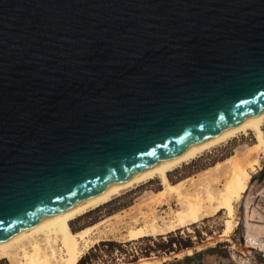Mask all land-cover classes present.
Masks as SVG:
<instances>
[{"label":"water","instance_id":"1","mask_svg":"<svg viewBox=\"0 0 264 264\" xmlns=\"http://www.w3.org/2000/svg\"><path fill=\"white\" fill-rule=\"evenodd\" d=\"M263 111L264 0H0V241Z\"/></svg>","mask_w":264,"mask_h":264},{"label":"bare ground","instance_id":"2","mask_svg":"<svg viewBox=\"0 0 264 264\" xmlns=\"http://www.w3.org/2000/svg\"><path fill=\"white\" fill-rule=\"evenodd\" d=\"M249 135L254 138L253 142L235 149L211 166L201 168L198 173L188 175L192 163L202 156ZM263 157L264 111L1 240L0 261L6 260L9 264H78L94 245L109 237L128 241L165 235L219 212L224 214V219L217 239L228 241L238 224L237 203L246 193L252 174L260 169ZM143 189L145 191L128 209L76 228L75 223L90 212L117 197ZM132 196H125L124 200L128 202ZM248 235H245V242H248ZM211 240L208 242L213 243ZM197 249L201 246L160 256H140L122 264H162L174 257L193 254ZM212 263L217 264L215 260Z\"/></svg>","mask_w":264,"mask_h":264},{"label":"rangeland","instance_id":"3","mask_svg":"<svg viewBox=\"0 0 264 264\" xmlns=\"http://www.w3.org/2000/svg\"><path fill=\"white\" fill-rule=\"evenodd\" d=\"M253 141L254 138L249 135L215 149L216 152L202 156L200 160L192 163V171L190 170L188 175L198 173L201 168L211 166L217 160L232 154L235 149H241L246 143ZM262 171H264V157L261 158L260 169L252 174V181L242 200L237 203L238 224L230 233V240L217 239L223 229L224 219V214L219 212L187 228L177 229L165 235L137 237L128 241L109 237L94 245L78 264H122L140 256L151 254L160 256L170 251L178 253L186 248L197 246H201V249L195 250L193 254L174 257L162 264H213V260L218 264H264V174L261 173ZM143 191L145 190L130 192L115 198L107 205L87 214L82 218L83 220H78L75 223L76 228L106 219L128 209L139 199ZM128 195H133L129 203L124 200ZM247 233L249 234L248 242H245ZM208 240L213 243H209ZM0 264L9 263L2 260Z\"/></svg>","mask_w":264,"mask_h":264}]
</instances>
